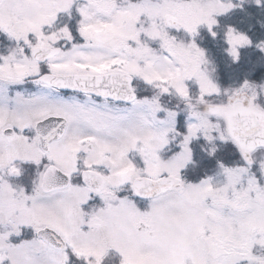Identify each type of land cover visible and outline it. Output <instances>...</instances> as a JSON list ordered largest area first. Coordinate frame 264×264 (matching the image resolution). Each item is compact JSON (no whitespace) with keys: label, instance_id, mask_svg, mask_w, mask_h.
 I'll use <instances>...</instances> for the list:
<instances>
[{"label":"snow or ice","instance_id":"1","mask_svg":"<svg viewBox=\"0 0 264 264\" xmlns=\"http://www.w3.org/2000/svg\"><path fill=\"white\" fill-rule=\"evenodd\" d=\"M245 5L0 0V264H264V79L202 43L264 60Z\"/></svg>","mask_w":264,"mask_h":264},{"label":"rangeland","instance_id":"2","mask_svg":"<svg viewBox=\"0 0 264 264\" xmlns=\"http://www.w3.org/2000/svg\"><path fill=\"white\" fill-rule=\"evenodd\" d=\"M252 6L253 5H245L244 12H240L239 10H237L235 13L232 14L230 18H223L222 22H229V23L236 24L242 29L249 31V34L254 39L264 38V29H262L260 27V24L257 22V21H264V14H263L264 11L257 13L259 9L252 8ZM250 8L253 10L255 9V11H252ZM248 13H251V16H249ZM202 35H204L205 37L202 42L203 46L210 49L217 63V74L219 77V82L222 85L225 82H222L220 80L221 71H225V74L227 75L228 80H226V83L224 84V86L225 85L227 86L230 83L238 81L236 77L237 75L239 76L241 73H236L235 75L234 73L236 71H245V69H247L248 67H252L251 70L255 68L254 71H246L247 73L251 72V75L249 78L253 77L252 79L257 80L258 82L261 79H264V60L261 59V56H262L261 53H259V56L257 55L256 53L257 50L255 49L242 50V58H241L240 63L231 64L228 58L226 57V54L222 53L218 46L214 45L213 43L209 41L207 34L202 33ZM249 64H251V66ZM254 72H255V76H254ZM181 121H182V117H181ZM224 151H228V149H225ZM196 152H197V159L201 160V163L207 159V157H205L204 154L199 151V148L196 149ZM214 166L215 165H213V167ZM196 172L197 170L195 172H193L192 170H189L187 173L188 178L192 180L197 179L199 173L196 174Z\"/></svg>","mask_w":264,"mask_h":264},{"label":"trees","instance_id":"3","mask_svg":"<svg viewBox=\"0 0 264 264\" xmlns=\"http://www.w3.org/2000/svg\"><path fill=\"white\" fill-rule=\"evenodd\" d=\"M253 8V7H252ZM255 8V7H254ZM251 9V8H250ZM252 11H255V9L253 10V9H251ZM259 12H261V10H258L257 11V13H259ZM263 14H264V12H263ZM256 53H257V55L259 56V52L258 51H256ZM252 55V54H251ZM253 56V55H252ZM254 57V56H253ZM250 66H251V64H249ZM249 68V69H248ZM247 69H245V71H236L234 74L236 75V73H241L239 76L237 75V79H238V81H240V80H242L246 75H248L249 73H247L246 71H251V68L252 67H248ZM256 72H258V71H256ZM254 76H255V72H254ZM253 77H251V79H252ZM220 80L222 81V82H225L226 83V80H228V78H227V75L225 74V71H221V77H220ZM225 83H223V85L225 84ZM226 86V85H225ZM227 151H224V152H222V153H218L217 155L218 156H223L225 153H226ZM213 165H215V160L214 159H210V158H207L205 161H203L202 163H201V167L200 168H198L197 169V172H196V174L197 173H200V171H201V169H208V170H210V168H212L213 167Z\"/></svg>","mask_w":264,"mask_h":264}]
</instances>
